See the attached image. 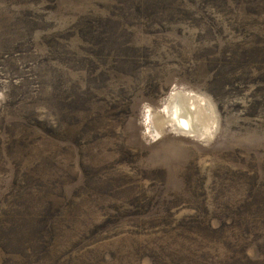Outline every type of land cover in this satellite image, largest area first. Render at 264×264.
I'll return each instance as SVG.
<instances>
[{"label":"rangeland","instance_id":"374dc122","mask_svg":"<svg viewBox=\"0 0 264 264\" xmlns=\"http://www.w3.org/2000/svg\"><path fill=\"white\" fill-rule=\"evenodd\" d=\"M180 5L0 0V233L50 228L39 264H264V0Z\"/></svg>","mask_w":264,"mask_h":264},{"label":"trees","instance_id":"16d2710c","mask_svg":"<svg viewBox=\"0 0 264 264\" xmlns=\"http://www.w3.org/2000/svg\"><path fill=\"white\" fill-rule=\"evenodd\" d=\"M117 2H120V0H116ZM183 2V4L186 2V0H124V6L121 9V21H125L127 17H133L135 15H147L148 12L151 11V15L149 16L150 19H153L154 17H157V10L160 4H163L165 6V12L168 14L169 17H177L181 15L182 13L186 12H180L179 15H175V12L170 13L168 12V8H174V7H182L180 4ZM186 6V4H185ZM184 6V7H185ZM180 9H183L180 8ZM88 12V11H87ZM91 15H93L92 11L89 12V17H84L83 19L77 21L75 23L76 27L81 24V28L79 30H76L77 35L82 36L85 34L86 27H94V24L88 23V19H92ZM264 186V185H263ZM262 186V187H263ZM264 204V202H262ZM22 213V212H21ZM23 214V213H22ZM26 216V215H25ZM13 217V216H12ZM27 217V216H26ZM191 217V216H188ZM210 217V216H209ZM14 219V218H12ZM193 218H186V220H192ZM243 220H246L245 222L242 221L243 225V231L246 235L250 236L251 239L245 238V244H247L250 248L249 242H252L257 248H259V243L261 242L260 246L264 247V215L261 214H250L248 217H243ZM195 219L192 220V222H195V225L197 224ZM176 222H179L178 220ZM182 222V221H181ZM213 223H216V226L214 227ZM229 222L223 221L218 217H210L208 218V223L206 224L207 230V236L212 237H222L226 234L227 230L224 228L227 227ZM221 226L223 229H220ZM229 228V226H228ZM20 231V228H17V232ZM204 231V230H202ZM50 228L46 229H40L36 228V226L33 228L32 223L28 224V222L23 226L21 229V232L15 235H4L0 233V253L2 255L10 256L8 257V260H2L4 264H39L41 263L44 258L49 257L52 252V247L50 246L51 241H47L45 238L46 235H51ZM223 232V233H222ZM23 233L28 234L25 236ZM54 233L52 232V236ZM12 238V239H11ZM215 239V238H214ZM14 242H11V241ZM228 240V239H227ZM36 241H40L41 245L43 247L44 256H40L39 254H36L33 251V246L39 245ZM224 247L228 249V247L233 246L232 243L226 242V240L223 242ZM225 249V248H224ZM225 255H219L218 257L221 258L219 261H215V263L212 264H246L243 261L249 260V256L247 254L243 255V259L240 258V260H235L231 256L224 257ZM224 257V258H223ZM260 264V263H259Z\"/></svg>","mask_w":264,"mask_h":264},{"label":"bare ground","instance_id":"6f19581e","mask_svg":"<svg viewBox=\"0 0 264 264\" xmlns=\"http://www.w3.org/2000/svg\"><path fill=\"white\" fill-rule=\"evenodd\" d=\"M194 103L196 104H191V108H197L198 107V102H195ZM169 108V107H168ZM170 109V108H169ZM180 110H181V107L179 106L178 103H176V101L174 102L171 110H169L168 112L170 113V117L173 118L175 120L176 123H174L176 125V127H180L181 129H184L187 128L188 126L186 124H184V120H182L181 118V115H180ZM188 112H191V109L187 110ZM180 129V130H181ZM188 132V131H187Z\"/></svg>","mask_w":264,"mask_h":264}]
</instances>
